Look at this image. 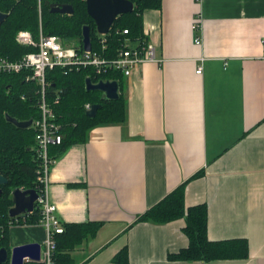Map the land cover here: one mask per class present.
<instances>
[{"label":"crops","instance_id":"obj_1","mask_svg":"<svg viewBox=\"0 0 264 264\" xmlns=\"http://www.w3.org/2000/svg\"><path fill=\"white\" fill-rule=\"evenodd\" d=\"M142 23L159 62L124 78L125 123L92 128L48 174L61 222L103 223L70 252L75 264H115L124 246L129 264H206L167 259L188 245L183 219L130 226L198 171L185 205H207L209 240L249 246L247 259L209 264H264V0H161ZM9 238L41 243L43 230Z\"/></svg>","mask_w":264,"mask_h":264},{"label":"trees","instance_id":"obj_2","mask_svg":"<svg viewBox=\"0 0 264 264\" xmlns=\"http://www.w3.org/2000/svg\"><path fill=\"white\" fill-rule=\"evenodd\" d=\"M133 3L132 12L117 16L111 29L104 36L106 49L104 54L114 55L123 46L124 40L142 41L144 37L142 14L146 9H159L161 0H129ZM68 4L73 7L71 15L50 12V5ZM40 12H39V9ZM0 11L7 18L0 24V55L16 59L30 51L18 45L15 35L20 30L30 31L36 39L41 27L44 35L59 36L65 43L75 42L81 45L82 27L90 28L92 49L101 50V39L96 32L94 21L86 11L85 0H0ZM40 23V24H39ZM123 30L127 33L124 34ZM90 76L93 81L101 78L116 80L119 84V99L108 101L99 91H86L84 80ZM52 90L61 91L59 104L55 112L61 124V143L49 148L50 156L56 160L65 149L75 143L87 141L89 131L96 126L124 124L126 121V101L123 95L122 73H106L94 76L89 69L72 71L64 76L60 70L48 74ZM32 85L24 84L20 74H0V174L8 186L0 187V248L10 251L8 223L17 219L19 225H35L39 221L37 210L30 214L9 217L12 207L9 191L12 188L36 190V177L40 162L34 151L35 135L31 128L17 129L7 123L4 114L8 113L17 120H28L36 116V109L31 105ZM25 95V100L20 97ZM99 104L94 117L86 116V104ZM202 176L198 171L185 180L162 200L135 217L130 226L147 222L157 225L178 219L184 220L183 234L188 245L176 253H169V261L199 262L209 264L215 260L247 259L249 246L245 239L211 241L207 236L208 210L206 204L185 205V187L190 181ZM40 188V187H39ZM102 222L63 223V232L57 234L56 252L52 264H75L70 252L84 240L93 238ZM115 264H129L128 247L124 246L112 259ZM9 264V263H6Z\"/></svg>","mask_w":264,"mask_h":264},{"label":"built area","instance_id":"obj_3","mask_svg":"<svg viewBox=\"0 0 264 264\" xmlns=\"http://www.w3.org/2000/svg\"><path fill=\"white\" fill-rule=\"evenodd\" d=\"M201 3L203 0H195ZM40 12V9H39ZM40 24V23H39ZM200 16L197 15L193 19L191 28L199 30ZM126 34L127 31L123 30ZM101 50L85 51L73 41L65 43L59 36L44 35L41 27L38 36L35 39L30 31L20 30L15 35V41L22 47L29 48L30 51L22 56L12 60L8 57L0 55V74H20L24 84L32 85L30 93L31 105L36 109V116L32 119L30 128L35 135L34 151L40 162L38 176L36 177L37 199L34 203V210L39 213V221L35 225L43 230V239L40 245L39 259L35 260L30 257L23 258V264H52L53 255L56 252L55 237L63 232L62 222L56 214V207L50 201L47 190V179L49 171L55 160L49 154V148L57 146L61 143L62 136L60 134L61 124L58 121L55 108L59 104L61 91L50 88L48 74L54 70L66 76L72 71L80 69H89L94 76H100L106 73H122L124 77H128L132 72L146 63L159 62L155 58V47L146 36L138 42H132L129 39L124 40V44L114 55L107 51L105 38L106 35H100ZM195 44H199L200 37H196ZM264 43V39H263ZM202 67H197L195 73L201 74ZM91 78L90 76H87ZM102 81L110 79H99ZM93 81V83H97ZM26 96L22 95L21 100H25ZM91 105H85V109L89 110ZM40 187V188H39ZM32 212H25L30 214ZM17 219L8 223V228L29 226L25 224L19 225Z\"/></svg>","mask_w":264,"mask_h":264},{"label":"water","instance_id":"obj_4","mask_svg":"<svg viewBox=\"0 0 264 264\" xmlns=\"http://www.w3.org/2000/svg\"><path fill=\"white\" fill-rule=\"evenodd\" d=\"M85 4L87 14L94 21L96 32L100 35H105L109 32L117 16L130 13L134 9L133 3L129 0H85ZM50 12L71 15L73 13V7L68 4L50 5ZM6 18L7 14L0 11V24ZM81 46L85 51L91 50L90 28L87 25L82 27ZM84 84L86 91H99L102 93L103 98L108 101H116L119 99V84L116 80H99L97 83H93L91 78L86 77ZM99 108V104L91 105V108L85 113L86 116L89 118L94 117ZM4 119L17 129H29L32 123V119L17 120L8 113L4 114ZM7 182V179L0 174V186L7 184ZM36 199L37 193L34 189H12L11 201L13 206L8 210L9 217H16L25 212H32ZM39 253V243L14 246L10 252L5 248H0V264H23V258L25 257L38 260Z\"/></svg>","mask_w":264,"mask_h":264},{"label":"rangeland","instance_id":"obj_5","mask_svg":"<svg viewBox=\"0 0 264 264\" xmlns=\"http://www.w3.org/2000/svg\"><path fill=\"white\" fill-rule=\"evenodd\" d=\"M39 9V8H38ZM6 187L8 186V185H5ZM18 188H20V189H22V190H25L23 187H18ZM12 189V188H11ZM11 189H10V191H9V196L11 197ZM1 192H2V190H1ZM13 206V205H12ZM10 239V238H9ZM9 246H10V240H9ZM11 248H12V246H10V251H11ZM9 251V252H10Z\"/></svg>","mask_w":264,"mask_h":264},{"label":"flooded vegetation","instance_id":"obj_6","mask_svg":"<svg viewBox=\"0 0 264 264\" xmlns=\"http://www.w3.org/2000/svg\"><path fill=\"white\" fill-rule=\"evenodd\" d=\"M5 185H8V182H7V184H5ZM5 185H2V186H5ZM2 186H0V187H2ZM14 189V188H13ZM11 191H12V189H11ZM11 198V197H10Z\"/></svg>","mask_w":264,"mask_h":264}]
</instances>
